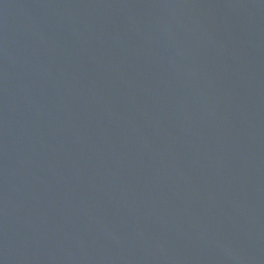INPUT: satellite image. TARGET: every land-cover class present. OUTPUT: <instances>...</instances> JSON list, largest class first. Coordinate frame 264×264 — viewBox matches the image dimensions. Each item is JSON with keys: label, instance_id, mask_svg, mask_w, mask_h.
<instances>
[{"label": "water", "instance_id": "obj_1", "mask_svg": "<svg viewBox=\"0 0 264 264\" xmlns=\"http://www.w3.org/2000/svg\"><path fill=\"white\" fill-rule=\"evenodd\" d=\"M0 264H264V0H0Z\"/></svg>", "mask_w": 264, "mask_h": 264}]
</instances>
